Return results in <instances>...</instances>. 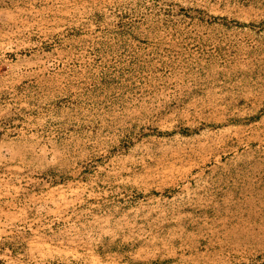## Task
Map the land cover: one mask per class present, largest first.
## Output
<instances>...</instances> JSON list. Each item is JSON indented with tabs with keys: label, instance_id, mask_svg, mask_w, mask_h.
I'll return each instance as SVG.
<instances>
[{
	"label": "rangeland",
	"instance_id": "rangeland-1",
	"mask_svg": "<svg viewBox=\"0 0 264 264\" xmlns=\"http://www.w3.org/2000/svg\"><path fill=\"white\" fill-rule=\"evenodd\" d=\"M0 264H264V0H0Z\"/></svg>",
	"mask_w": 264,
	"mask_h": 264
}]
</instances>
